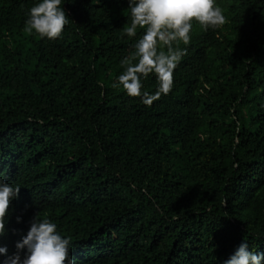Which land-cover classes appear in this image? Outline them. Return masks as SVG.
Returning a JSON list of instances; mask_svg holds the SVG:
<instances>
[{"label": "trees", "instance_id": "obj_1", "mask_svg": "<svg viewBox=\"0 0 264 264\" xmlns=\"http://www.w3.org/2000/svg\"><path fill=\"white\" fill-rule=\"evenodd\" d=\"M41 2L0 0V181L20 187L7 255L37 213L73 264H224L245 241L264 254V0H216L225 24L193 21L151 106L118 82L144 34H124L127 0H61L54 41L26 30Z\"/></svg>", "mask_w": 264, "mask_h": 264}, {"label": "clouds", "instance_id": "obj_2", "mask_svg": "<svg viewBox=\"0 0 264 264\" xmlns=\"http://www.w3.org/2000/svg\"><path fill=\"white\" fill-rule=\"evenodd\" d=\"M127 3L131 10V24L123 26L124 34L134 37L138 29L144 34L135 43L132 55L121 61L126 69L118 77V82L129 97H140L144 105L151 106L160 100L162 94L167 96L172 91L173 71L186 54L184 49H173L172 42L179 40L187 45L193 21L216 28L226 20L216 6V0H127ZM68 22L61 0H42L30 10L25 27L28 32L34 30L40 37L54 41ZM158 45L168 46L167 53L162 49L158 51ZM149 74L155 75L159 85L155 94L141 92V81ZM117 86L113 84V87ZM19 192V186L0 181V237L7 232L10 200H15ZM16 222L20 223L21 218L17 217ZM248 248V243L242 242L224 264H264V254ZM15 249L8 256L7 247L0 246V256L6 257L2 264H73L70 241L57 233L56 224L40 219L38 213L32 218L27 235L16 242ZM21 252H24L23 259Z\"/></svg>", "mask_w": 264, "mask_h": 264}]
</instances>
